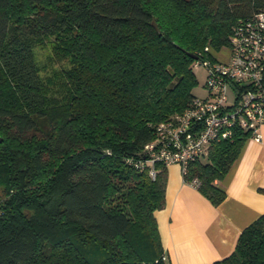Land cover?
Returning <instances> with one entry per match:
<instances>
[{"label": "trees", "instance_id": "16d2710c", "mask_svg": "<svg viewBox=\"0 0 264 264\" xmlns=\"http://www.w3.org/2000/svg\"><path fill=\"white\" fill-rule=\"evenodd\" d=\"M260 12L264 0H0V264H170L154 216L166 165L152 178L134 162L197 97L194 63ZM50 36L71 64L60 96L33 55ZM248 137L212 141L184 180L218 205ZM211 264H264V214Z\"/></svg>", "mask_w": 264, "mask_h": 264}, {"label": "built area", "instance_id": "2783aa9c", "mask_svg": "<svg viewBox=\"0 0 264 264\" xmlns=\"http://www.w3.org/2000/svg\"><path fill=\"white\" fill-rule=\"evenodd\" d=\"M207 49V47L205 48ZM224 58L197 60L194 68L206 70V95L194 97L179 115L159 124L154 139L143 149V159L134 165L153 178L154 165L177 163L183 177L187 164L208 153L214 140L230 137L232 128L249 132V138L261 140L264 125V12L234 27L231 46ZM230 92V93H229ZM186 181V180H185ZM197 188L199 181H186Z\"/></svg>", "mask_w": 264, "mask_h": 264}, {"label": "crops", "instance_id": "0c3cea01", "mask_svg": "<svg viewBox=\"0 0 264 264\" xmlns=\"http://www.w3.org/2000/svg\"><path fill=\"white\" fill-rule=\"evenodd\" d=\"M261 140L247 138L221 181L224 199L213 205L188 184L177 163L166 166L165 204L155 210L170 264H211L228 255L240 231L264 214V125Z\"/></svg>", "mask_w": 264, "mask_h": 264}, {"label": "rangeland", "instance_id": "374dc122", "mask_svg": "<svg viewBox=\"0 0 264 264\" xmlns=\"http://www.w3.org/2000/svg\"><path fill=\"white\" fill-rule=\"evenodd\" d=\"M56 38L48 37L43 44H37L33 47L34 60L38 67L40 78L47 88L48 94L51 96H60L66 88L65 71L70 68L69 58L57 60ZM227 49L221 48L219 51H211L213 56L224 58L223 55ZM197 78V85L192 89L193 94L197 96H205L207 89L205 88L206 70L204 66L193 69ZM230 93V92H229ZM5 191L0 187V197H5Z\"/></svg>", "mask_w": 264, "mask_h": 264}, {"label": "water", "instance_id": "95a60500", "mask_svg": "<svg viewBox=\"0 0 264 264\" xmlns=\"http://www.w3.org/2000/svg\"><path fill=\"white\" fill-rule=\"evenodd\" d=\"M193 57H195V56L193 55ZM1 139H2V138L0 137V141H1Z\"/></svg>", "mask_w": 264, "mask_h": 264}]
</instances>
